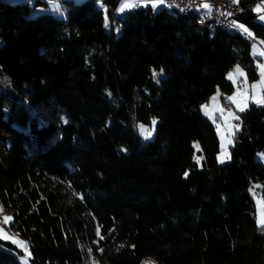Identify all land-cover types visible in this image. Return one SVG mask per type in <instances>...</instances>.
Wrapping results in <instances>:
<instances>
[{"label":"trees","instance_id":"obj_1","mask_svg":"<svg viewBox=\"0 0 264 264\" xmlns=\"http://www.w3.org/2000/svg\"><path fill=\"white\" fill-rule=\"evenodd\" d=\"M99 1L63 0L61 16L0 0V202L31 264H264V104L239 112L224 163L201 109L233 91L235 64L257 77L261 0H237L247 33L200 22L203 7ZM17 251L0 238V264Z\"/></svg>","mask_w":264,"mask_h":264},{"label":"rangeland","instance_id":"obj_2","mask_svg":"<svg viewBox=\"0 0 264 264\" xmlns=\"http://www.w3.org/2000/svg\"><path fill=\"white\" fill-rule=\"evenodd\" d=\"M15 2L17 0H10ZM30 3H34L35 0H29ZM48 3H38L34 10L35 13L42 11H53L55 14L65 16L68 6L64 5L63 0H47ZM76 2L82 0H75ZM235 3H238L237 0H233ZM99 3L102 5V1ZM125 3H131L134 6L131 8H123ZM150 4V0H120V3L117 7V13L122 15L126 10L148 6ZM165 5L164 2L157 4L155 9L160 6ZM240 6V5H239ZM255 10L258 12L257 19L264 22V19H261L264 16V0H261L254 6ZM239 8H237V11ZM251 53L254 57V62L257 66L258 75L256 78H249L247 70L239 63L235 64L234 67L227 73V78L229 75L235 72V69L239 67L243 75L238 76L234 79H230L234 83V89L231 93L223 94L220 88H217L215 92L210 96L209 100L203 102L201 104L202 111L213 121L216 125V129L220 138V149L217 153V160L219 163L227 162L231 159L230 145L233 141V133L236 130V125L240 123L234 116L239 117L240 108L246 110L251 103L257 105L264 104V74H262L261 66H264V41L260 38L252 39L251 42ZM223 95L225 96V101L228 102L226 104L223 100ZM231 97L232 99H229ZM243 110V111H244ZM223 118V120H222ZM156 121L155 125H153V121ZM157 126V118L153 117L151 122L146 123L140 121L138 123V130L143 140L152 139L156 132ZM154 127V131L152 135L148 138L145 137L144 132L141 131L142 128L152 130ZM256 158L264 162V150L256 153ZM223 161V162H221ZM257 191V193H255ZM252 192L255 196L256 203V216L257 222L260 226H264V196L259 194L258 189L253 186ZM5 218H10L7 221ZM13 218L12 210L6 209L0 202V238L2 240H9L17 244V246L21 249V251H17V256L21 262V264H31V251L29 247V243L26 238H24L18 231L14 230L10 226V222ZM27 249V251L25 250Z\"/></svg>","mask_w":264,"mask_h":264},{"label":"built area","instance_id":"obj_3","mask_svg":"<svg viewBox=\"0 0 264 264\" xmlns=\"http://www.w3.org/2000/svg\"><path fill=\"white\" fill-rule=\"evenodd\" d=\"M163 2L164 4H168V2H176L179 5H184L193 9H195L196 4H204L206 2L212 6L216 13L222 14L226 20H233L239 24L234 17L237 13V3L233 0H163ZM228 13H231V15L229 16ZM201 18H205V16L202 15ZM255 193H257V191H255Z\"/></svg>","mask_w":264,"mask_h":264},{"label":"snow or ice","instance_id":"obj_4","mask_svg":"<svg viewBox=\"0 0 264 264\" xmlns=\"http://www.w3.org/2000/svg\"><path fill=\"white\" fill-rule=\"evenodd\" d=\"M156 3L157 4L163 3V0H156ZM133 6L134 5L131 4V3H125L123 5V8H131ZM153 6L155 7L156 5L154 4ZM203 7L206 8V9H209V11H211V6L210 5L204 4ZM260 10H261L260 8L257 9V11H260ZM228 15L230 16L231 13H228ZM261 19H264V16H262ZM232 25H233V27H237V28L243 30L246 33L248 32L247 28H245L242 24H237L235 21H232ZM249 35H251V34L249 33ZM162 71L163 70H161V73H162ZM261 71H262V74H264V66H261ZM153 75L155 77L157 75V73L153 72ZM242 75H243L242 70L239 67H237L235 69V72L229 75V79H234V78H236L238 76H242ZM229 99H232V98L229 97ZM243 110H244L243 108H240V111H243ZM234 118L237 119V120H239V117L238 116H234ZM152 123H153V125H155L156 121L154 120ZM236 127L238 128L239 125H236ZM141 131L144 132L145 137L148 138V137H150L152 135V132L154 131V127H153L152 130H148V129L142 128ZM199 159H201V158H198V160ZM221 162H223V161H221ZM8 219H10V218H5L6 221ZM25 250L27 251V249H25Z\"/></svg>","mask_w":264,"mask_h":264},{"label":"bare ground","instance_id":"obj_5","mask_svg":"<svg viewBox=\"0 0 264 264\" xmlns=\"http://www.w3.org/2000/svg\"><path fill=\"white\" fill-rule=\"evenodd\" d=\"M168 6H172V7H177L179 10H181V11H188V10H191V9H193V8H191V7H186V6H184V5H179V4H177L176 2H168V4H167ZM203 5L204 4H196L195 5V9H199V8H201V7H203ZM208 5H210V4H208ZM211 6V5H210ZM237 8H239V5L237 4L236 5V12H238L237 11ZM239 10V9H238ZM204 16H205V18H199L198 20L200 21V22H202V21H205V19H207V18H211V19H214V20H216L217 21V23H219V25H223V26H232L233 27V25H232V21L233 20H226L225 18H224V16H222V14H218V13H216V11L212 8V6H211V11H209L208 13H206V14H204Z\"/></svg>","mask_w":264,"mask_h":264},{"label":"crops","instance_id":"obj_6","mask_svg":"<svg viewBox=\"0 0 264 264\" xmlns=\"http://www.w3.org/2000/svg\"><path fill=\"white\" fill-rule=\"evenodd\" d=\"M150 4H152V5H156V0H150ZM204 4H208V3H204ZM209 11V9H206V8H202V13H207ZM222 120H223V118H222Z\"/></svg>","mask_w":264,"mask_h":264}]
</instances>
